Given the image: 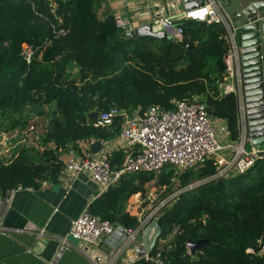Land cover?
Wrapping results in <instances>:
<instances>
[{
  "label": "trees",
  "instance_id": "obj_1",
  "mask_svg": "<svg viewBox=\"0 0 264 264\" xmlns=\"http://www.w3.org/2000/svg\"><path fill=\"white\" fill-rule=\"evenodd\" d=\"M100 3L0 0V134L25 131L36 116L47 120L39 147L22 145L10 158H0V197L20 184L39 188L43 180L57 182L65 167L59 151L70 143L120 134V118L101 127L90 115L113 106L172 110L176 100L197 97L226 121L230 139H239V99L220 89L229 48L223 26L189 19L181 22L182 40L128 37L115 15L99 16ZM25 42L35 48L29 64L22 55ZM113 156L119 162L122 152ZM197 169L176 172L166 166L159 176L127 175L91 203V212L136 228L133 198L146 199L155 178L165 197L176 190V181L183 188L216 172L211 160ZM158 221L162 233L150 256L161 250L171 264H264V255L248 252L259 249L264 233V157L244 173L183 191ZM200 240L207 243L191 252L188 242ZM133 264L153 262L142 257Z\"/></svg>",
  "mask_w": 264,
  "mask_h": 264
},
{
  "label": "built area",
  "instance_id": "obj_2",
  "mask_svg": "<svg viewBox=\"0 0 264 264\" xmlns=\"http://www.w3.org/2000/svg\"><path fill=\"white\" fill-rule=\"evenodd\" d=\"M204 6L196 10L186 11V19H198L209 24H219L226 30L225 38L228 43V51L224 57L226 70L220 89L223 94H241V51L237 42L236 34L238 28L234 26L229 14L220 6V0H205ZM177 5L171 3L169 6L160 7L153 14L154 22L158 23L161 30H164L168 37L182 40L184 28L180 23L181 17L178 15L167 16V9L174 11ZM202 12L195 15L196 12ZM182 16V14H181ZM123 27L122 21H118ZM62 34L66 32L61 30ZM35 48L32 44L25 42L22 45V55L26 62H32ZM240 101L239 110L244 115V104ZM117 118L121 119V139L119 145L123 149V158L120 165L115 166L111 162V150L104 140L101 142V149L96 154L88 153L81 157L71 156L64 167L63 173L79 174L86 172L92 181L97 183L102 192L118 183L125 176L138 173H157L168 166L180 172L196 169L205 165L209 160L214 162L216 172L212 177L206 178L204 182L211 178L229 177L235 174L244 173L254 165L259 157H264V145L249 147L251 143L250 134L247 131V120L240 115L239 128L240 137L233 141L230 139V131L224 119L215 117L207 108V105L197 97L192 100H176L175 108L165 110L157 105L148 107L144 112L135 109L130 112L117 106L109 110L99 112L95 125L110 127ZM39 117L32 118L27 130L20 134V144H35L40 134L38 130ZM223 123L218 131L216 124ZM219 132V133H218ZM0 143V156L4 153L9 139L8 133L2 134ZM228 138L226 145L220 143V139ZM91 144L94 141H89ZM252 144V143H251ZM39 147V145H37ZM227 150V154L221 151ZM48 184V180H43L42 185ZM197 184V183H196ZM201 184V183H200ZM197 184L196 186H198ZM27 188L19 185L7 191L0 197V233L6 234V230L1 225V217L9 207L11 197L18 189ZM192 184L180 188L161 199L158 206L149 215L143 213L145 208L136 205L137 216L140 225L136 228L114 225L109 220L103 219L100 215L93 214L90 205H86L81 213L72 220L68 237L61 241L63 246H69V237L84 244L98 246L103 241L105 235L113 233L116 226H120L126 240L134 241L137 235L144 232L151 220L158 219L161 210L175 197L185 190L193 189ZM44 229L41 230V234ZM259 249L249 248V253L258 256L264 255V233L259 239ZM146 259H150L153 264H171L167 257H164L161 250ZM116 259H111V262ZM94 260V263L99 264ZM112 264V263H108Z\"/></svg>",
  "mask_w": 264,
  "mask_h": 264
},
{
  "label": "crops",
  "instance_id": "obj_3",
  "mask_svg": "<svg viewBox=\"0 0 264 264\" xmlns=\"http://www.w3.org/2000/svg\"><path fill=\"white\" fill-rule=\"evenodd\" d=\"M171 3H175L177 7L173 12L167 9V16L178 15L181 17L180 23L186 21L183 0H101L98 14L101 18L113 14L124 26L131 25L132 28L151 24L154 31H159L161 27L154 22L153 14L160 7L166 8ZM199 14L201 11L195 13ZM77 71V68L73 70L74 73ZM237 97L240 103V98ZM239 113L244 117L240 110ZM46 123L43 116L39 117V133ZM20 134L17 130L8 133L6 145H1V148H5L1 159L16 154L22 146ZM120 134L104 140L111 150V162L115 166L120 165L124 153L119 147L122 143ZM29 145L39 144L37 141ZM91 145L89 141L70 143L59 151V157L66 164L71 156L94 154ZM251 146L249 143V147ZM117 151L122 152L119 162L113 156ZM103 193L86 172L63 173L57 182L50 180L47 185L41 184L39 188L27 187L15 191L9 207L1 217V225L7 233H0V264H96L94 260L98 259L101 260L99 264H133L140 258L137 250L143 244L144 232L139 233L134 241L126 240L122 228L116 226L113 233L105 235L98 246L84 244L71 237L68 238L69 246L65 247L61 243L64 237H68L72 220ZM137 199L140 198L132 200V215L136 216ZM43 229L44 233L41 234ZM111 259L116 260L111 262Z\"/></svg>",
  "mask_w": 264,
  "mask_h": 264
},
{
  "label": "water",
  "instance_id": "obj_4",
  "mask_svg": "<svg viewBox=\"0 0 264 264\" xmlns=\"http://www.w3.org/2000/svg\"><path fill=\"white\" fill-rule=\"evenodd\" d=\"M205 3V0H183L186 11L199 9ZM220 6L238 28L236 38L241 51V94L245 118L252 145L262 146L264 145V0H220ZM123 30L128 37L168 38L164 30L154 31L151 24L138 28L125 25ZM98 114V111H94L90 115L96 119ZM2 138L0 135V143ZM101 147V142L96 141L92 143L91 151L96 154ZM161 233L162 228L158 219L151 220L144 231V241L138 247L137 256L142 258L150 254L156 247ZM206 243L207 240H200L197 243L189 241L188 246L191 252H194Z\"/></svg>",
  "mask_w": 264,
  "mask_h": 264
},
{
  "label": "rangeland",
  "instance_id": "obj_5",
  "mask_svg": "<svg viewBox=\"0 0 264 264\" xmlns=\"http://www.w3.org/2000/svg\"><path fill=\"white\" fill-rule=\"evenodd\" d=\"M74 70H75V68H74ZM235 94L237 96L239 95L238 93H235ZM244 115H245V113H244ZM222 125H223V123H217L216 124L218 131L220 130V128L222 127ZM247 131H248V126H247ZM227 142H229V139L228 138H222V139H220V143H222L224 145H226ZM221 153L222 154H227V150H223V151H221ZM161 171L155 173L156 176H159L160 173H161ZM175 171L176 172H180V170H175ZM197 171H198V169L196 168L195 172H197ZM205 179L206 178H194L192 181H190L189 185L192 184L193 187L195 188V187H197L196 186L197 184L200 185V183H204V180ZM147 187H148V193H147L148 197L146 199H137V200H135V202L136 201L138 202L137 205H139V206H142L143 205V208H145V211L143 213L145 216H149L154 211V209L158 206L159 202L163 198V196H162L163 191L156 184V178H155V180H153L152 182H150ZM173 187L176 188V190L179 189L180 188L179 187V181H176L174 183Z\"/></svg>",
  "mask_w": 264,
  "mask_h": 264
},
{
  "label": "bare ground",
  "instance_id": "obj_6",
  "mask_svg": "<svg viewBox=\"0 0 264 264\" xmlns=\"http://www.w3.org/2000/svg\"><path fill=\"white\" fill-rule=\"evenodd\" d=\"M202 13V12H201Z\"/></svg>",
  "mask_w": 264,
  "mask_h": 264
}]
</instances>
